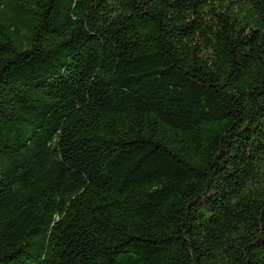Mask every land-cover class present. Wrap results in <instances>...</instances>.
Returning a JSON list of instances; mask_svg holds the SVG:
<instances>
[{"label": "trees", "instance_id": "trees-1", "mask_svg": "<svg viewBox=\"0 0 264 264\" xmlns=\"http://www.w3.org/2000/svg\"><path fill=\"white\" fill-rule=\"evenodd\" d=\"M0 264H264V0H0Z\"/></svg>", "mask_w": 264, "mask_h": 264}]
</instances>
